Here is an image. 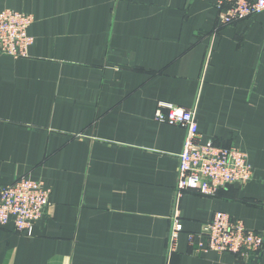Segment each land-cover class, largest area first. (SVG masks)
Here are the masks:
<instances>
[{
    "label": "crops",
    "instance_id": "0c3cea01",
    "mask_svg": "<svg viewBox=\"0 0 264 264\" xmlns=\"http://www.w3.org/2000/svg\"><path fill=\"white\" fill-rule=\"evenodd\" d=\"M217 2L0 0L33 18L28 55L0 53V186L49 188L30 235L0 226V264H264V245H196L217 211L264 236V10L222 23ZM160 102L194 110L200 143L244 151L251 179L177 196L185 131L153 118Z\"/></svg>",
    "mask_w": 264,
    "mask_h": 264
},
{
    "label": "built area",
    "instance_id": "2783aa9c",
    "mask_svg": "<svg viewBox=\"0 0 264 264\" xmlns=\"http://www.w3.org/2000/svg\"><path fill=\"white\" fill-rule=\"evenodd\" d=\"M226 4L219 16L222 23L244 19L264 10V0H218L217 6ZM31 14L0 9V53L12 58H23L33 43L28 34ZM153 118L158 122L184 129L183 146L177 155V181L175 194L194 190L201 195L213 196L230 184H243L251 179L252 167L247 154L235 146L221 147L212 142L200 143L198 125L193 109L160 102ZM49 188L41 180L29 176L15 178L0 186V226L10 224L14 232L30 235L33 225L40 220L48 204ZM178 211L171 216L170 249L181 231ZM198 236L203 238L196 245L202 252H232L256 255L262 250L264 236L247 229L239 219L217 211L203 223ZM194 235L189 234L190 244Z\"/></svg>",
    "mask_w": 264,
    "mask_h": 264
}]
</instances>
